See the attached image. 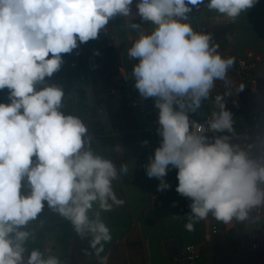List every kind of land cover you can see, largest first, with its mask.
Here are the masks:
<instances>
[{
	"label": "clouds",
	"instance_id": "obj_1",
	"mask_svg": "<svg viewBox=\"0 0 264 264\" xmlns=\"http://www.w3.org/2000/svg\"><path fill=\"white\" fill-rule=\"evenodd\" d=\"M257 2L207 0L206 6L234 21ZM203 3L138 0L137 14L154 28L141 31L127 51L136 61L131 70L134 88L141 98L154 101L162 137L145 166L146 175L158 179L157 190L165 191L171 187L165 180L169 166L178 169L176 192L191 200L185 224L190 232L210 214L229 224L245 221L252 209L264 207V154L255 156L232 142L233 113L224 102L231 93L214 98L218 110L207 121V132L218 135L209 136L203 125L189 120V112L211 98L216 82H227L235 64L234 57L220 53L211 33L197 32L187 22ZM132 4L0 0V90H10V103H0V264H25V244L33 236L27 228L44 202L70 221L82 239L91 236L90 247L97 255L112 239L101 212L123 205L113 182L127 175V164L117 169L93 150V137L82 119L62 111L63 88L47 84L45 78L60 70L62 54L77 49L78 41L98 39L112 18L131 14ZM117 150L123 151L119 146ZM94 205L99 211L90 216ZM26 264L61 260L34 248Z\"/></svg>",
	"mask_w": 264,
	"mask_h": 264
},
{
	"label": "crops",
	"instance_id": "obj_2",
	"mask_svg": "<svg viewBox=\"0 0 264 264\" xmlns=\"http://www.w3.org/2000/svg\"><path fill=\"white\" fill-rule=\"evenodd\" d=\"M137 3L133 0L129 16L112 18L98 39L85 44L78 41L77 49L62 54L60 70L45 78L47 84L63 88L62 111L82 119L93 137V150L111 159L117 169L127 164V175L113 182L123 205L101 212L112 239L97 255L90 247L91 236L82 239L70 221L44 202V209L27 228L33 236L25 244V264L34 248L46 257H59L61 264H176L175 259L188 244L200 246L198 264H264V207L259 208L260 213L250 212L245 221L222 222L213 236H208L210 215L190 232L185 228L190 211L184 209V197L176 192L178 169L169 166L165 180L171 187L165 191L157 190L158 179L146 175L145 166L162 137L157 131L154 101L141 98L131 78L136 61L128 58V48L141 31L148 33L154 28L151 22L141 20ZM206 5L207 0L197 5L187 22L197 32L211 33L220 53L234 57L235 64L227 82L217 81L211 98L203 101L196 112H189V120H205L218 110L215 96L231 93L224 96V102L233 113L234 134H229L232 142L259 156L264 154V141H258L252 130L251 114L259 113L264 133V0H258L234 21ZM133 23L139 29L130 27ZM239 57L250 58L255 67L248 71L238 68ZM241 84L244 90L238 91ZM9 94L8 88L0 90V103H10ZM213 135L218 134L209 136ZM248 145L252 147L248 149ZM118 146L123 151H118ZM23 183L27 184L26 179ZM96 211L98 205L89 215ZM256 243L262 245L255 249Z\"/></svg>",
	"mask_w": 264,
	"mask_h": 264
},
{
	"label": "built area",
	"instance_id": "obj_3",
	"mask_svg": "<svg viewBox=\"0 0 264 264\" xmlns=\"http://www.w3.org/2000/svg\"><path fill=\"white\" fill-rule=\"evenodd\" d=\"M236 66L240 69H242L243 71H248V70H252L255 66H254V62L248 58V57H239L236 59ZM133 106H140L139 102H132ZM251 117L253 118V126H252V130L255 133L256 138L258 139V141L263 142L264 141V133H263V129L260 125V123L258 122V117H259V113L257 112H252ZM211 119V116H208L205 120L196 122L198 124H201L204 126L206 132H207V121ZM156 126L159 128V124H158V116L156 118ZM208 135L210 134H215V133H211V132H207ZM191 200L190 198H186L184 197V209L186 211H191L190 210V205ZM257 212L260 213V209L259 208H254L252 209L250 212ZM222 222L217 221L214 217L211 216L210 214V233L208 236H213L215 233H217L220 230V224ZM262 245V243H256L253 245V248H258ZM202 256L201 253V248L200 246L196 245V244H188L187 246L184 247V249L182 250L181 254L175 259L176 264H198V261L200 260Z\"/></svg>",
	"mask_w": 264,
	"mask_h": 264
}]
</instances>
